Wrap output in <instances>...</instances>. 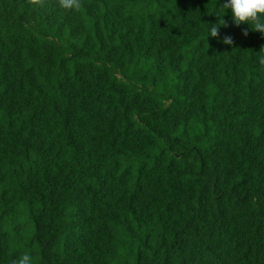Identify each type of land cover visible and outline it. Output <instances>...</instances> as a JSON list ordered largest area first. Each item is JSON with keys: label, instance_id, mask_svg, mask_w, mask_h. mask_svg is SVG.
<instances>
[{"label": "trees", "instance_id": "16d2710c", "mask_svg": "<svg viewBox=\"0 0 264 264\" xmlns=\"http://www.w3.org/2000/svg\"><path fill=\"white\" fill-rule=\"evenodd\" d=\"M225 2L0 0V264H264V35Z\"/></svg>", "mask_w": 264, "mask_h": 264}, {"label": "clouds", "instance_id": "9594fccd", "mask_svg": "<svg viewBox=\"0 0 264 264\" xmlns=\"http://www.w3.org/2000/svg\"><path fill=\"white\" fill-rule=\"evenodd\" d=\"M28 5L42 6L44 0H26ZM57 6L67 12L78 11L81 7V0H56ZM223 10L231 11V21L235 26L241 24L252 25V31L259 32L264 35V0H226L220 7ZM225 14V12H224ZM223 15L216 16L217 21L211 24L208 37L219 38V28L228 27V22L223 19ZM242 35L247 36L248 30H244ZM221 43L231 46L233 40L231 36H225ZM258 63L264 66V46L259 50ZM12 264H32V257L25 253L18 259L13 260Z\"/></svg>", "mask_w": 264, "mask_h": 264}]
</instances>
